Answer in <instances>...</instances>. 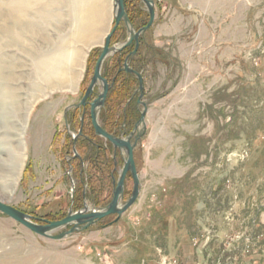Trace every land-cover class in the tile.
<instances>
[{
    "label": "rangeland",
    "instance_id": "rangeland-1",
    "mask_svg": "<svg viewBox=\"0 0 264 264\" xmlns=\"http://www.w3.org/2000/svg\"><path fill=\"white\" fill-rule=\"evenodd\" d=\"M123 1L133 28L145 25L142 1ZM218 1L219 13L193 10L195 24H159L168 3L153 0L155 18L136 53L128 56L132 43L103 61L101 75L112 84L99 124L126 138L146 107L131 138L135 202L118 219L107 215L59 240L0 212V264H264V0ZM74 5L41 1L26 17L40 30L22 36L5 32L11 21L0 0V195L52 221L85 204L105 207L125 157L95 134L89 104L76 106L101 52L100 35L80 61L77 91L49 86L36 70L37 56L56 51L70 30ZM127 36L121 22L110 45ZM65 49L72 59L71 46ZM126 56L143 78L140 103L137 77L120 70ZM132 185L128 173L121 203Z\"/></svg>",
    "mask_w": 264,
    "mask_h": 264
},
{
    "label": "water",
    "instance_id": "water-1",
    "mask_svg": "<svg viewBox=\"0 0 264 264\" xmlns=\"http://www.w3.org/2000/svg\"><path fill=\"white\" fill-rule=\"evenodd\" d=\"M112 1H113V11H114L113 25L111 26V28L104 37V42L101 48V52L95 62L93 73L90 78V82L86 87L80 102L76 106H85L86 104H89V117L95 134L102 136L103 138L108 140L112 144L113 148L121 150L125 155V157L120 170L117 172V177L116 178L112 177V184H113L112 196L109 203L103 208H98V209L88 208L87 205L85 204L83 209H81L80 211L69 212L63 218L52 221L30 215L16 208L15 206L8 203H4L3 201L0 200L1 213L5 214L14 221L20 223L22 226L33 231L39 236L45 238L55 239V240L62 239L65 236L70 235L75 231L86 228L87 226L94 223L96 220L101 219L110 214H116L117 215L116 219H118L119 216L135 202L139 193V177L134 163V157H133L134 145L131 141V138L134 133L133 131L137 128L138 123L144 120V116L146 112L145 105L142 103L144 109L140 114V118L136 122L133 131L130 132L126 138L116 136L106 131L99 124L97 116L99 110L104 106L109 88L112 84L109 83L108 80L101 75V67L103 61L109 54L118 52L122 50L125 46L130 45L132 43L134 44V47L130 51L128 56H133L136 53L139 45V37L152 25L154 21L155 18L154 2L153 0H141L148 12V20L145 23V25L141 26L138 29H134L133 26L130 24V20L127 16L124 1L123 0H112ZM121 22H123L124 25L126 26L128 31V36L125 42L118 45L119 47L115 51L113 50L115 46L110 45V39L111 36L114 34L117 26ZM128 56H126L123 62V67L120 68V70H123L126 73L134 74L137 77L138 88L135 92L137 91L139 92V97L137 99V102L140 103L141 102L140 97L142 95V89H143V78L141 73L137 72L136 70H134L129 66V63L127 62ZM96 85H101V90L98 91V93L92 99V101H89L88 99L93 93L94 87ZM74 152H76L75 149ZM116 169H117V163L114 156L113 171H116ZM128 173L131 175L133 182L132 191L130 196L121 203L124 192V181ZM69 224H71V226L67 230L62 231L58 234H52L53 231Z\"/></svg>",
    "mask_w": 264,
    "mask_h": 264
},
{
    "label": "bare ground",
    "instance_id": "bare-ground-1",
    "mask_svg": "<svg viewBox=\"0 0 264 264\" xmlns=\"http://www.w3.org/2000/svg\"><path fill=\"white\" fill-rule=\"evenodd\" d=\"M41 1L44 0H7L9 13L8 18L10 19L11 24L9 23L7 29H4L5 32L8 31V33L11 32L12 34L23 36L25 33L24 30L28 28L32 29L31 31H39L40 28L38 27V24H30L26 21V17L29 12H32L35 6ZM108 7L111 10V0L109 1V5L107 0H75L74 13L70 21V30L63 36L61 44L56 49V51H46L42 54L41 58L37 56L38 59L36 61H39L37 65H35L36 62L34 64L37 66L36 70L38 68V70L41 71V75H43L44 80L49 86L52 87L58 86L59 84H65L64 86L67 89L66 91L69 89L71 91H77L81 84L82 75L84 73V63L80 64V61H82V59L84 62L86 61L85 58H87L88 54L91 53L92 45L102 32L104 24H107L104 14L109 9ZM110 17L108 30L106 32L104 31L105 33L100 35V46L103 45L104 37L113 24L114 11L113 14L111 11ZM33 33L34 32H32V34ZM77 44L81 45L82 47H76ZM67 46H71L73 49L72 59H69V57L66 55L68 54L65 49ZM118 47L119 46H115L113 50L116 51ZM2 64L3 63H1L0 67L5 65ZM72 65L74 67L76 65L79 66V69H76L77 67L74 69L71 68ZM21 167L22 162L17 168L18 175ZM18 175H16V179ZM16 189V187H13L11 190L12 195L14 194L15 197L17 196ZM0 200L4 203H8L1 197V195Z\"/></svg>",
    "mask_w": 264,
    "mask_h": 264
},
{
    "label": "crops",
    "instance_id": "crops-1",
    "mask_svg": "<svg viewBox=\"0 0 264 264\" xmlns=\"http://www.w3.org/2000/svg\"><path fill=\"white\" fill-rule=\"evenodd\" d=\"M167 3L165 20L159 24H195L193 10L210 14L220 12L218 0H167Z\"/></svg>",
    "mask_w": 264,
    "mask_h": 264
},
{
    "label": "trees",
    "instance_id": "trees-1",
    "mask_svg": "<svg viewBox=\"0 0 264 264\" xmlns=\"http://www.w3.org/2000/svg\"><path fill=\"white\" fill-rule=\"evenodd\" d=\"M113 166V165H112Z\"/></svg>",
    "mask_w": 264,
    "mask_h": 264
}]
</instances>
